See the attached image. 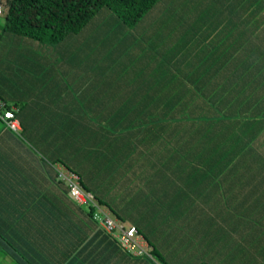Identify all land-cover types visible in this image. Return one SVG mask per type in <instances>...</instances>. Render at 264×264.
Here are the masks:
<instances>
[{
	"label": "crops",
	"instance_id": "0c3cea01",
	"mask_svg": "<svg viewBox=\"0 0 264 264\" xmlns=\"http://www.w3.org/2000/svg\"><path fill=\"white\" fill-rule=\"evenodd\" d=\"M171 1L156 6L159 1L131 28L103 10L80 32L51 46L3 32L4 17H0V98L20 108L17 116L20 133L29 142L0 140L1 174L19 176L17 179L26 183L23 187L35 180L37 186L45 176L39 171L42 154L54 159L59 147L57 134L69 132L72 124H83L85 117H89L82 131L96 134L103 132L101 127L106 132L105 117L116 116L124 121L129 117L131 121L137 117L135 111L148 117L151 108L154 112L158 106L155 102L173 94L168 88L175 84V74L181 69H189L205 58L204 67L216 70L223 62L231 61L232 54L246 53L250 57L256 52L264 54L260 39L264 37L261 0H258L257 10L256 0H176L172 4ZM167 3L171 6L165 5ZM177 6L183 7V11ZM180 22L182 31H177ZM113 26L118 29L113 30ZM193 46L197 49H192ZM143 105L147 109L141 115ZM117 110L122 111L115 114ZM1 125V135L10 134ZM137 127L124 123L120 129L119 133H129L123 141L117 139L118 152H112L107 162L118 164L115 165L118 169L111 172L113 168L107 166L102 170V173L106 171L105 176H87V183L96 194L109 197H145L156 201L165 198L158 200L156 205L149 199L141 210L133 212L137 221L141 218L143 223L135 222L132 226H136L147 243L146 238L150 240L160 257L150 260L127 255L100 224L90 220L85 206L78 207L69 200L66 204L54 201L55 205L40 208L44 212L37 221L26 218L21 226L13 225L10 219L0 221L2 228L4 224L13 225L19 231L31 228L30 238L17 242L23 264H160V260L173 261L175 252L162 246L187 242L183 235H189V232L174 229L168 220L174 206V200L169 198L175 195L176 188L184 191L179 188L182 184L177 179L180 174L175 165L178 162L169 160L166 155V147L175 139L161 135V131L149 134L145 130L150 136L143 145L141 139L144 137L140 134L144 130L141 128L132 134ZM99 146L100 141L91 143V148ZM128 146L135 147L136 153L122 152ZM34 171L36 178L33 180ZM34 188L26 190L31 192L28 195H34ZM49 195L61 197L57 190H50ZM181 195L182 198L185 193ZM37 196H48L47 189H40ZM156 214H160L162 220ZM191 225L190 220L185 227L188 229ZM199 239L202 246L207 243L204 236ZM201 253L202 258H207V264H222L215 260L216 256L213 258L207 253L206 247ZM178 255L187 257L190 250H181ZM0 264L15 263L0 252Z\"/></svg>",
	"mask_w": 264,
	"mask_h": 264
},
{
	"label": "trees",
	"instance_id": "16d2710c",
	"mask_svg": "<svg viewBox=\"0 0 264 264\" xmlns=\"http://www.w3.org/2000/svg\"><path fill=\"white\" fill-rule=\"evenodd\" d=\"M159 1L0 0L4 7L2 31L51 46L80 32L103 9L114 14L121 23L133 26ZM257 1L255 6L259 8ZM261 1L264 6V0ZM232 55L231 61L223 62L222 67L216 70L204 67L205 58L193 63L189 69H181L175 74V84L168 88L173 94L155 102L158 106L154 112L151 108L148 117L140 116L133 109L137 117L131 121L129 117L126 121L116 116L105 117L106 132L101 127L103 132L96 134L82 131L85 121L91 119L85 117L83 124H72L69 132L65 130L57 134V155L52 159L48 154H42V169L39 171L45 176L44 181H40L37 186L35 180L23 187L26 183L17 179L19 176L0 173V221L10 219L13 225L21 226L26 218L37 221L44 212L40 208L55 205L54 201L56 204H66L70 200L75 204L69 197L68 182L65 180V176H75L78 177L81 190L88 193L112 219L125 227H131L135 222L143 223L141 218L137 221L138 217L133 216L134 210H141L149 199L155 205L158 201L145 197L121 198L96 194L87 183V176H105L106 171L102 173V170L107 166L108 169L113 168L111 172L118 169L115 168L118 164L110 165L107 162L112 152H118L117 139L123 141L129 133H119L122 125L134 124L138 127L132 134L141 128L144 130L140 134L144 137L141 139L143 145L150 136L146 131L149 134L161 131V135L175 139L166 147V155L169 160L172 158L178 162L175 165L180 174L177 179L182 184L179 188L184 191L180 192L176 188L175 195L169 199L181 198L182 192L185 193L182 198L191 197L192 188L204 180L205 184H211L218 190V194L211 196L217 200L210 211L195 207L197 209L193 213L196 214L190 217L191 222L198 221L196 224L201 230L190 226L189 235L192 234L191 230H199L198 237L204 236L206 239L202 250L206 247L207 253L213 258L216 256L218 259L215 260L222 264H264V54L256 52L253 57L246 53ZM231 64L233 67H230ZM187 72L190 75L187 76ZM0 100L18 120L20 108ZM142 108L141 115L147 107L143 105ZM87 111L85 109V113ZM121 111L114 113L119 114ZM257 118L259 121H256ZM158 124L160 127L156 126ZM3 128L12 136L7 133L2 136L0 132V140L29 143L20 131L13 132L4 125ZM95 141H100L101 146L91 148V143ZM180 143L183 145L180 146ZM122 152L135 154L136 148L128 146ZM240 166H243L242 169L238 168ZM224 170H228V173ZM234 170L236 176L229 175V171ZM32 177L33 180L36 178L35 171ZM31 187H35L34 195H28L31 192L26 191ZM40 189H47L48 196H37ZM50 190L59 191L61 197L49 195ZM161 199L165 198H158ZM83 208L87 212L80 209L95 222V210L92 207ZM156 216L161 218L160 214ZM127 223L128 226L125 225ZM208 224L212 226L202 227ZM13 225L7 227L4 224V228L0 225V252L15 264H23V255L17 242L22 238H30L31 228L25 227L19 231ZM135 225L133 227L136 228ZM220 225L231 229L232 235H224ZM146 240L152 248L151 254L159 258L150 240Z\"/></svg>",
	"mask_w": 264,
	"mask_h": 264
},
{
	"label": "rangeland",
	"instance_id": "374dc122",
	"mask_svg": "<svg viewBox=\"0 0 264 264\" xmlns=\"http://www.w3.org/2000/svg\"><path fill=\"white\" fill-rule=\"evenodd\" d=\"M165 1L166 0H160V2L156 6H158L159 4H161ZM175 1L176 0H172L171 4L174 3ZM180 3H181V1H180ZM171 4L167 3L165 5L171 6ZM257 4L259 6L258 1H257ZM172 6H174V5H172ZM177 8L179 11H181V12L183 11V7L177 6ZM255 9L257 10L258 7L255 6ZM103 10H105V9H103ZM263 12H264V6H263ZM99 13L94 18H98ZM202 16H203V14H202ZM145 18H147V17H144V19ZM0 20L2 21V18H0ZM263 24H264V22H263ZM178 26H179V28L177 31H180V30L182 31V28H181L182 23L181 22L178 23ZM128 27L131 28L133 26H128ZM112 28H113V30L118 29L117 26H113ZM184 39H186V38L184 37ZM260 39L263 40L262 46H264V37L260 36ZM189 41H193V40H189ZM188 46H189V44H188ZM179 49H180V47L178 49H175V51L179 52ZM192 49H197V46H193ZM243 56H246V55L244 54ZM256 121H259V119L257 118ZM156 126L160 127L159 124ZM242 167L243 166H240L238 168L242 169ZM229 169H230V166L228 167V170ZM228 170H224V171L228 173ZM234 172H235V170L229 171V173H230L229 175L236 176ZM232 179H233V181L236 180L234 178H232ZM205 181L206 180H204L199 186L192 188V194L193 195L191 197H189V198H175L174 206H173V212H170V214H168V220L172 223V225L174 226V229H176L177 231H183L184 233L189 232V230L185 226L191 220L190 217L193 218V216L196 214V213H193V210L197 209L195 207H204V208H206L207 211H210L211 210L210 207L213 206V204H215V201L217 199H216V197H211V196H213L214 194H218V190L215 189L214 187H212L211 184H210L211 186L209 184H205ZM203 196H207L208 198H204ZM157 201H158V198H157ZM191 211H192V213H191ZM201 214L204 215V213H201ZM206 214H209V213H206ZM198 215L200 216V214H198ZM159 219L162 220L160 217H159ZM196 223H198V221H192V225H191L192 229L200 227L199 224L197 225ZM127 225H129V224L127 223L126 226ZM209 225L212 226L211 224H208V225L202 226V227L210 228ZM220 228L222 230H224V232H225L224 235H228V234L232 235L230 232L231 229L224 228L221 225H220ZM200 230H201V227H200ZM191 233H192L191 235H183V238H186L187 242H183L182 244H170V246H162L163 248L169 247L172 251L175 252V256H174L173 261H171V260L160 261V264H207L206 263L207 258L201 257L202 256L201 251H202L203 247H202V243H200V239H198L199 238L198 237L199 230H191ZM171 238L173 239V237H171ZM172 239H170V241H172ZM149 248H150V246H149ZM185 249L190 250V255H188L187 257L183 256L181 258V256L178 255V253L181 250H185ZM198 249H199V253L197 252ZM151 251H152V248H150V251H149L150 257H145V258L150 259V260H153L156 258V256H153L151 254Z\"/></svg>",
	"mask_w": 264,
	"mask_h": 264
},
{
	"label": "built area",
	"instance_id": "2783aa9c",
	"mask_svg": "<svg viewBox=\"0 0 264 264\" xmlns=\"http://www.w3.org/2000/svg\"><path fill=\"white\" fill-rule=\"evenodd\" d=\"M3 14L4 7L0 4V17ZM0 123L13 132L20 131L19 122L13 111L8 110L1 100ZM61 175L59 170V176L61 177ZM65 180L68 182L70 199L76 205L92 207L95 210L93 220L102 226L104 231L118 243L119 247L127 255L131 257H150V248L135 227H125L123 224L112 219L108 212L100 208L88 193L81 190L78 184V177L65 176Z\"/></svg>",
	"mask_w": 264,
	"mask_h": 264
}]
</instances>
